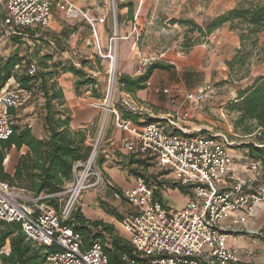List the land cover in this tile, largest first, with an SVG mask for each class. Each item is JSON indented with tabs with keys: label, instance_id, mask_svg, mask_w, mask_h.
Returning a JSON list of instances; mask_svg holds the SVG:
<instances>
[{
	"label": "built area",
	"instance_id": "2783aa9c",
	"mask_svg": "<svg viewBox=\"0 0 264 264\" xmlns=\"http://www.w3.org/2000/svg\"><path fill=\"white\" fill-rule=\"evenodd\" d=\"M0 5L4 11L0 22L2 38L21 39L29 29L47 28L56 10L68 20L82 17L91 30L97 54L101 59H110V54H101L98 41L96 27L104 23L103 18H90L65 0H0ZM113 37L118 39L115 32ZM149 64L145 60L142 67ZM36 73V63L30 62L26 74ZM113 83L114 74L110 88ZM160 93L165 95L168 91ZM205 97V92L200 91L186 94L185 99L196 105ZM22 102L21 90H8L7 84L2 87L0 74V141L12 134L8 111ZM122 106L138 112L127 101ZM113 114L117 127L130 136L120 141L121 149L171 175L172 185L190 196L179 208L164 205L155 197L156 188L141 178L136 179L134 188L114 194L116 200L131 206L122 227L139 260L137 264H238V251L228 247L221 225L234 216L233 225L243 224L245 218H253L256 209L264 206V186L254 185L261 163L242 165L241 176L225 137L193 134L186 127V114L180 119L166 118L164 122L141 126ZM95 154L93 148L85 162L74 166L71 182L55 195L33 198L0 181V222L18 223L29 242L55 248L46 257L47 264H109L99 243L85 248L80 236L64 224L82 194L100 184ZM48 199L57 200V210L42 203Z\"/></svg>",
	"mask_w": 264,
	"mask_h": 264
},
{
	"label": "rangeland",
	"instance_id": "374dc122",
	"mask_svg": "<svg viewBox=\"0 0 264 264\" xmlns=\"http://www.w3.org/2000/svg\"><path fill=\"white\" fill-rule=\"evenodd\" d=\"M240 1L241 0H107V14L104 17L103 24L104 30H101V32H98L97 30V32L100 35H104V39L106 41L104 39L103 40L107 43L106 46L101 45V54L103 56L110 54V59H101L97 54L98 52L94 44L95 40L92 38L91 30L85 20L78 18L76 20L69 21L66 18V21L72 24L68 25V27L73 29L72 31L69 30L71 33L68 34V38L64 39V41L67 42L65 45L67 48L66 52H64L61 47L65 43L54 42L57 51L59 53H64L63 55L57 53L55 61L62 62L64 65L74 64L73 66L79 69L80 62L82 60L81 58H84L85 54L90 56V59L82 60L88 61L90 63V67L86 66L82 70L96 79L98 89L104 96L103 101H96L90 98L89 92H83L85 89H82V95L79 96L78 103L81 102V104L85 107L84 110L92 111L97 109L100 112L98 115H94V117H86L87 119L90 118V121H78L77 123L76 120L78 119V114H83V112L77 111L76 108L72 109L75 113V125H79L84 128L81 130L86 132V142L90 144L92 149L95 148L96 150L95 167L99 172L100 180L103 176L99 171L97 160H99L101 156H103L102 158L104 160V156H107L108 159H119L118 156H116V153H111V155H113V158H111V156L107 153L101 152L106 148L104 139L112 122L110 112L107 113L108 115H105V109L108 107L111 111L112 105H115L121 100L119 95L121 92L118 89L116 80L119 75L123 74L119 61V55L121 52V44L126 42H130V48L127 49V54H130L133 48L136 51L133 52V56L131 57V63L134 66V69L131 71L132 77H137L143 73L147 67H142L145 60L149 61L150 64L153 62H160L174 67V69L169 73L155 71L148 81L149 86L147 84L148 89L155 95L160 94L162 90L168 91L164 97H167L166 100L171 106L178 107V110L174 111L173 116H171L173 119H180L182 115L189 114L190 109H192L193 112L198 111L201 115H204L203 111L209 104L210 109L207 110L211 113L207 114V116L211 121L215 122L214 125L209 126L210 131H206L203 128H197V125H195L197 131L193 134L203 136L209 134L224 136L232 151L231 154L237 162L238 174H241L242 172L239 167L248 163H253L246 157L247 155L245 150H243L240 146L254 142V139H252L253 137L250 138L241 136L233 130L232 122L236 119L237 115L226 111V107L229 102L235 100L236 91L238 89L246 88L250 85L252 79L257 76L264 75V32L259 36L258 48L254 52L252 58L246 63L239 73L230 74L225 62L231 60L234 53L241 48L240 42H232L230 36L233 35L237 38V40L238 37L236 32L230 31V26L228 28L222 27V29L217 32H213L205 40H200L198 39L197 34L190 31L192 26L189 25L190 27L187 29L181 25L178 26L169 24L170 20L175 19L185 22H193L204 28L211 19L219 16L222 12H225L226 9L229 10L230 7L233 8ZM127 4L132 5L133 20L131 21V24H126L125 22L122 24L116 23L117 11H122L123 14L125 11L127 12L126 8L118 10L117 7L126 6ZM114 32L118 38L116 41L113 40ZM100 35L98 41L102 42ZM36 40L40 39H35L33 42H36ZM28 42L30 41L28 40ZM72 42L80 44L79 47L82 48L75 49L74 47L73 49H70V46L73 44ZM85 42H90V45H85ZM37 43L39 45L35 44L36 48L38 46L42 48L48 45L47 42L43 41H38ZM68 43L71 45H68ZM194 43L204 45L206 54L199 66L191 67L190 63L186 60L188 53H190L194 47L187 53H185L184 48L186 45H193ZM115 45L116 68L114 70L113 87L110 88L112 80V74L110 71L112 62L111 59L115 54ZM36 48H32V43L24 48L22 47L21 42H16V39L7 40L0 36V58H6L12 53H17L20 56H27L30 57L31 60H34L36 58ZM28 51H30L29 55ZM71 51L75 52L74 58L77 59V57L81 56L79 61L72 60V63L71 60L68 59L72 57L69 54ZM54 53H56V51ZM95 57L100 61L97 62ZM139 69H141V71L137 72ZM62 77L63 79H61ZM57 80L59 86L66 93L68 92L69 104H71V102H76L73 89V83L75 81L74 77L68 76L67 74L65 77L59 75ZM7 86L8 90L20 91L12 79L8 81ZM200 91L205 92L206 94L204 101L196 105L189 104L186 101V94L197 93ZM177 93L182 94V99H178L176 96ZM21 96L23 98V102L19 107L14 109V114L12 113L11 115L13 125H30L33 132L35 129L40 130V126L43 124L44 116L42 105L45 101L40 89L36 87L30 94L21 91ZM72 107L76 106L72 105ZM105 116L107 117L105 125L102 128ZM189 118L187 115V123L190 126L189 123L193 122L194 117L191 119ZM83 122H85V125L82 124ZM143 175L152 182H155L157 177H161L163 182H166L170 185V187L172 186L169 174L164 171L157 170L155 166L149 167L144 171ZM151 177H155V179L153 180ZM255 179L257 185L264 186L263 165H261L258 170V175ZM98 186L99 187L95 189L85 191L77 202L75 208L78 209L81 207L82 200L87 192H93L94 190L99 189L102 186V183ZM175 208H178L177 205ZM88 210L94 211L89 206H84L85 214ZM248 224L253 225L251 231L256 232L257 235H252L251 237L244 235L238 236L240 237V241L248 244V247L242 246L240 250H237L239 255L238 264H264V243L260 240V232L264 229V224L259 225L252 222H249ZM115 230L117 234L122 236L117 224L115 225ZM6 247L7 245L3 248L1 253L8 254Z\"/></svg>",
	"mask_w": 264,
	"mask_h": 264
},
{
	"label": "trees",
	"instance_id": "16d2710c",
	"mask_svg": "<svg viewBox=\"0 0 264 264\" xmlns=\"http://www.w3.org/2000/svg\"><path fill=\"white\" fill-rule=\"evenodd\" d=\"M122 8L127 9V16L132 21V5L117 7L118 10ZM120 21L121 17L117 14L116 23L119 24ZM169 24L181 25L187 29L192 26L190 31L197 34L200 40H205L213 32L229 24L230 31L237 33L241 48L234 53L231 60L225 62V65L230 74H236L242 70L258 48L259 36L264 32V0H241L233 8L211 19L204 28L193 22L175 19L170 20ZM68 34L64 31L59 36L66 39ZM198 45L201 44L186 45L185 53ZM35 54L37 73L34 76L26 74V68L30 62L24 61L17 53L0 58L1 83L3 87L12 79L18 90L28 94L36 87L40 89L45 100L42 110L44 111L43 128L47 136L45 139H39L27 125H12L11 136L5 141H0V181L7 183L10 187L23 190L33 198H38L62 192L64 186L72 180L74 166L85 162L92 149L91 146L86 145L84 130L70 129L72 115L65 107V97L57 78L63 74L73 76L74 92L77 97L82 95V89H85L83 92H89L90 98L96 101H103L104 96L98 89L96 79L82 70L89 66L88 61H81L77 69L72 64L64 65L62 62L53 61L50 54L40 57L38 52ZM95 59L97 62L100 61L96 57ZM173 69L171 65L153 62L135 78L127 75L118 76L117 86L121 93L133 96L138 91L146 89V84L155 71L169 73ZM114 109L122 120L130 121L134 125L150 123L152 120L148 116L142 117L138 112H131L122 105L114 106ZM226 111L237 115L232 122L233 130L241 136L254 139V142L240 146L245 150L246 157L251 162H260L264 166V75L252 79L246 88L238 89L235 100L227 104ZM13 112L14 110H9L8 114L11 116ZM140 119L141 122H139ZM22 148H26L27 153L19 157L13 174H6L3 167L6 156L11 149L19 152ZM132 158L127 160L128 167L134 166L130 173L137 179H143L150 187L158 189L160 184L155 177H151L155 179V182H152L143 175L150 164L146 160ZM100 162L101 159L97 160L98 165ZM254 185L258 186L256 183ZM42 203L58 209L57 200L48 199ZM108 213L121 219L114 210H108ZM64 224L80 236L85 248L93 243H99L109 264L139 262L133 249L116 233L112 225L101 221H88L77 209ZM260 234V240L264 243V229ZM6 245H8V254H3L1 252ZM55 251V248L36 246L29 242L22 233L20 224L0 222L1 264H47L46 257Z\"/></svg>",
	"mask_w": 264,
	"mask_h": 264
},
{
	"label": "crops",
	"instance_id": "0c3cea01",
	"mask_svg": "<svg viewBox=\"0 0 264 264\" xmlns=\"http://www.w3.org/2000/svg\"><path fill=\"white\" fill-rule=\"evenodd\" d=\"M65 1L67 3L73 5L76 9L83 11L90 18H94V19L103 18L104 19V17L107 14V11H106V5H107L106 1L107 0H65ZM230 9H231V7H230ZM225 11H227V9ZM127 12L125 11L123 14L122 11H117V14L121 17V21L119 24H122L124 22L126 24H131V19L129 16H127ZM132 15H133V11H132ZM3 16H4L3 7L0 5V22H1V19L3 18ZM78 18H82V17H78ZM66 20L67 19L62 14H60L56 10H53L49 25L47 28H45V30H43V29H29V30H27L25 37H23L21 39H16V42H21V45L24 48L27 45H30L32 43V48H34V49L36 48L35 44L39 45L37 43L38 41L39 42H42V41L47 42L48 45L46 47L40 48L38 46L36 48L35 53L38 52V57L43 56L44 54H50L53 57V61H55V59L57 58V53H59V52L57 51L54 42L65 43L61 47H62V50L64 52H66L67 48L65 47V45L67 44V42H65L64 39H61V37L59 35H60V33L64 32V31L71 33V32H69V30L72 31V29H73V28L71 29L68 27V25H70L71 23H68V21H66ZM103 24H101V25L97 24L96 28H97L98 32H101V30L102 31L104 30ZM223 27L228 28L229 24H226ZM220 29H222V27ZM220 29L216 30V32L219 31ZM97 35L99 38L100 34L97 33ZM100 38L102 39V42H100V46L101 45L106 46L107 43L104 42V40H105L104 35L103 34L100 35ZM230 38L232 39V42H238L237 38L234 37L233 35L230 36ZM35 39H40V40H36V42H33ZM28 40L30 42H28ZM208 41H210V40H208ZM68 45H71V44L68 43ZM73 45H75V46H73ZM85 45H87V46L90 45V42H85ZM79 46H80V44H76V42H75L72 44V46H70L71 47L70 49H73L74 47H75V49L82 48ZM128 48H130V42H126V43L121 44V52L119 55V61H120L121 69H122V73H123L122 75H127V76L132 77L131 71L134 69V66L131 63L132 62L131 57L133 56V52L135 50L133 48L131 50L130 54H127ZM48 51H50V52H48ZM53 51L54 52L56 51V53H54ZM29 53H30V51H28V55H29ZM59 54L63 55L64 53L61 52ZM69 54L72 56L71 58H68L69 60H71V62H72V60L73 61H79V59L81 57V56H79V57H77V59L74 58L75 52H72V51L69 52ZM205 54H206V50H205L204 45L196 46V47H194V49L192 51H190V53H188V57H187L186 61L188 63H190L191 67L199 66L200 63L202 62ZM19 57L24 59V61H29V62H35V60H36V58L34 60H31L30 57H27V56L23 57V56L19 55ZM35 57H36V55H35ZM81 59L87 60V59H90V56L85 54L84 58H81ZM65 75L66 74H63L62 76L65 77ZM67 75L71 76L70 74H67ZM135 77H132V78H135ZM61 79H63V77ZM147 84H148V82H147ZM147 84H146V89H144L142 91H138L133 96L126 95L124 93H119L121 100L118 101L115 105H112V109H111V111H109L110 115H111L110 117H111L112 122L108 128V132H107L105 139H104V143L106 145V148L101 153H107L109 156H111V158H113V155H111V153L112 154L116 153V156H118L119 159L118 160L108 159L107 156H104V158H105V160H104L102 158L103 156L100 157L101 162L98 165V168H99V171L101 172V174L103 176V178L100 180V183H102V186L99 189L94 190L93 192H87V194L84 196V198L82 200L81 207L77 209L80 211L82 216L88 221H101L104 224L112 225L114 227V229H115V225L117 224L119 226V229H120L122 236H120L119 234L118 235L125 240H127V235L123 231L122 224H123V221H124L126 215L129 212H131V206L123 200H116L114 198V194L119 193L122 190H129V189L135 187L134 185H136V179L137 178L130 173V170H133L134 166L128 167V165H127L128 164V162H127L128 158H130L132 156H129L119 146L120 141L122 139L128 138L130 136L128 134H126L125 132H122L117 127L116 118H115L113 113H115L118 116V118H120V116H119L118 112L114 109V106L115 107L121 106L123 101H127L129 103H132L134 105V107H136L138 113L142 117L148 116V118H151L152 120L153 119L162 120L161 122H164V120L166 118H173L171 116H173L174 111L178 110V107H173L170 105V103H168V101L166 100L167 97H164L163 94H161V93L158 95L153 94V92H151V90L148 89L149 84H148V86H147ZM62 91H63L64 97H65V107L70 110L71 115H72V121L70 123V129L72 131H78V130L84 129V128L80 127L79 125H75V113H74V110H72V109L76 108L77 111L83 112V114L82 113L78 114V116H77L78 119L76 120L77 123H78V121H90V118L87 119L86 117H89V116L94 117V115H98L100 113L99 110H97V109L92 110V111L84 110L85 107L81 104V102L78 103L79 97H77L76 95H75L76 102H71V104H69L68 92L66 93L63 89H62ZM74 94H75V92H74ZM176 96L178 97V99H182L181 98L182 94L177 93ZM90 100H92V99H90ZM72 105H74L76 107H72ZM206 107L207 108H205V110L203 111L204 115H201L198 111L193 112L192 109L189 110V114H187L188 118L189 117H190L189 119H191L192 117H194V118H193V122L189 123L190 126L188 125V123H186V127L188 129H190L193 133L197 131V129L195 128V125H197L196 126L197 128H203L206 131H210L209 126L214 125L215 122L211 121L210 118L207 116V114L211 113V112L209 113L207 110V109H210V105L208 104ZM105 112H106L105 115H108L107 114L108 112L106 110H105ZM106 117L107 116H105V118ZM152 120H151V122H152ZM73 121H74V124H73ZM139 122H141V119ZM82 124L85 125V122H83ZM142 125H143V123H142ZM138 126H141V125H138ZM28 127H30L32 129V127L30 125H28ZM33 134L39 139H45L47 136V133L45 132V130L43 128V124H41L40 130L35 129ZM86 145L90 146V144L87 142H86ZM25 153H27L26 148H22L19 152L15 151L14 149H11L10 152L8 153V155L6 156V159L3 162L4 172L8 175H12L14 168L18 162L19 157L21 155H24ZM134 159H137V158H134ZM147 163L150 164V167L155 166L153 163H150V162H147ZM157 170H159V169L157 168ZM159 171H161V170H159ZM257 175H258V173H257ZM257 175H255V177ZM169 176L171 179V175H169ZM156 181L160 184V187L158 189H156L155 197L157 200H159L164 205L173 206V207H175L177 205V207L179 208L182 205H184L186 200L190 197L189 195H186L182 189H177L173 185L170 187V185H168L166 182H163L161 180V177H157ZM254 181H256V179ZM254 183H256V182H254ZM97 187H99V186H97ZM93 189H95V188H93ZM84 206H86V207L89 206L94 211L88 210L87 213L85 214L84 213ZM108 210H114L117 213V215H119L121 217V219H117L116 217H113L112 215H110L108 213ZM234 217L230 218L227 221H224L222 223L221 227H222L223 231L227 234V245H228V247L240 250V248L242 246L248 247V244H246L243 241H240L239 240L240 237H238V236L244 235L247 237H251L252 235H257L256 232L251 231V228H253V225H249L248 223L252 222L254 224H259V225L264 224V206H260L256 209L255 215L253 216V218H251V219L245 218V220H244L245 222L243 224H240L237 226L233 225L232 221H233ZM248 225H249V227H248ZM240 233H242V234H240ZM6 248L8 250V245Z\"/></svg>",
	"mask_w": 264,
	"mask_h": 264
},
{
	"label": "bare ground",
	"instance_id": "6f19581e",
	"mask_svg": "<svg viewBox=\"0 0 264 264\" xmlns=\"http://www.w3.org/2000/svg\"><path fill=\"white\" fill-rule=\"evenodd\" d=\"M114 55H113V57H112V62H111V74L113 75L114 74V70H115V59H116V45L114 46ZM110 58H111V56H110ZM105 121H106V118L104 119V121H103V123H102V128L104 127V125H105ZM103 130V129H102ZM100 136H101V134H100Z\"/></svg>",
	"mask_w": 264,
	"mask_h": 264
},
{
	"label": "water",
	"instance_id": "95a60500",
	"mask_svg": "<svg viewBox=\"0 0 264 264\" xmlns=\"http://www.w3.org/2000/svg\"><path fill=\"white\" fill-rule=\"evenodd\" d=\"M106 111L108 112V108H106ZM152 121H153V122H161L162 120H159V119H153Z\"/></svg>",
	"mask_w": 264,
	"mask_h": 264
}]
</instances>
